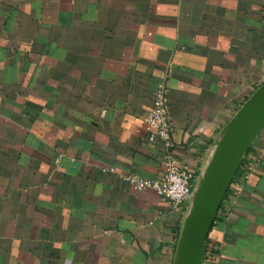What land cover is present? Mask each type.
Masks as SVG:
<instances>
[{
  "label": "crops",
  "instance_id": "crops-1",
  "mask_svg": "<svg viewBox=\"0 0 264 264\" xmlns=\"http://www.w3.org/2000/svg\"><path fill=\"white\" fill-rule=\"evenodd\" d=\"M160 82L169 148L197 175L264 82V0H0V264L172 263L187 202L126 178L163 172L147 121ZM263 143L264 128L207 264H264Z\"/></svg>",
  "mask_w": 264,
  "mask_h": 264
},
{
  "label": "water",
  "instance_id": "water-1",
  "mask_svg": "<svg viewBox=\"0 0 264 264\" xmlns=\"http://www.w3.org/2000/svg\"><path fill=\"white\" fill-rule=\"evenodd\" d=\"M264 128V82L255 87L211 142L184 211L171 264H201L219 204L254 137Z\"/></svg>",
  "mask_w": 264,
  "mask_h": 264
},
{
  "label": "built area",
  "instance_id": "built-area-1",
  "mask_svg": "<svg viewBox=\"0 0 264 264\" xmlns=\"http://www.w3.org/2000/svg\"><path fill=\"white\" fill-rule=\"evenodd\" d=\"M167 85L164 82L157 84L154 91V100L148 113L147 121L151 127L148 133L149 140L160 139L167 148L163 157V172L155 178H149L130 173L126 178L134 189L151 187L158 196L166 199L175 209H183L191 193V186L195 179V170L187 164L181 163L169 148L171 145V119ZM258 156H264V143L258 149ZM250 169V161L242 160L239 168L228 185L233 192L240 190V179L246 178ZM238 171H241L237 176ZM212 249H205L201 264L214 258Z\"/></svg>",
  "mask_w": 264,
  "mask_h": 264
},
{
  "label": "trees",
  "instance_id": "trees-1",
  "mask_svg": "<svg viewBox=\"0 0 264 264\" xmlns=\"http://www.w3.org/2000/svg\"><path fill=\"white\" fill-rule=\"evenodd\" d=\"M250 146V145H249ZM249 146H248V148L246 149V151L249 149ZM245 151V152H246ZM242 160H243V157H242V159H241V161H240V163L242 162ZM240 163H239V165H238V168H239V166H240ZM237 168V169H238ZM228 189V188H227ZM222 202V201H221ZM221 204V203H220ZM220 204H219V206H220ZM219 208V207H218ZM210 246V237H208V235H207V238H206V249H208V247Z\"/></svg>",
  "mask_w": 264,
  "mask_h": 264
},
{
  "label": "rangeland",
  "instance_id": "rangeland-1",
  "mask_svg": "<svg viewBox=\"0 0 264 264\" xmlns=\"http://www.w3.org/2000/svg\"><path fill=\"white\" fill-rule=\"evenodd\" d=\"M195 180V179H194ZM194 182V181H193ZM193 185V184H192ZM193 189V186H191V190Z\"/></svg>",
  "mask_w": 264,
  "mask_h": 264
}]
</instances>
